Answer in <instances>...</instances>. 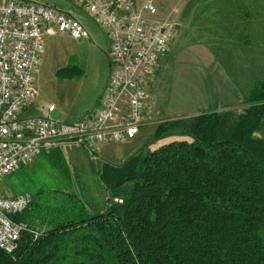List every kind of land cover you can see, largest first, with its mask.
Listing matches in <instances>:
<instances>
[{
	"label": "trees",
	"instance_id": "obj_1",
	"mask_svg": "<svg viewBox=\"0 0 264 264\" xmlns=\"http://www.w3.org/2000/svg\"><path fill=\"white\" fill-rule=\"evenodd\" d=\"M58 74L80 72L68 65ZM243 103L231 126L216 112L180 132L161 123L153 143L171 140L99 166L110 192L102 212L61 189L30 194L12 217L27 230L16 251L0 250V264H264V142L253 137L264 129L263 81ZM37 227L45 230L34 241L27 231Z\"/></svg>",
	"mask_w": 264,
	"mask_h": 264
},
{
	"label": "built area",
	"instance_id": "obj_2",
	"mask_svg": "<svg viewBox=\"0 0 264 264\" xmlns=\"http://www.w3.org/2000/svg\"><path fill=\"white\" fill-rule=\"evenodd\" d=\"M64 1L107 35V85L97 105L76 123L52 119L53 106H46L42 116H24L37 95L34 73L44 36L66 33L81 40L89 35L73 14L52 4L0 0V180L62 144L95 156L103 144L135 140L146 114L148 82L179 26L178 8L166 9L161 0ZM31 200L28 193L0 194V250L7 254L16 251L21 232L27 230L12 217L22 214ZM28 231L35 238L43 233Z\"/></svg>",
	"mask_w": 264,
	"mask_h": 264
},
{
	"label": "rangeland",
	"instance_id": "obj_3",
	"mask_svg": "<svg viewBox=\"0 0 264 264\" xmlns=\"http://www.w3.org/2000/svg\"><path fill=\"white\" fill-rule=\"evenodd\" d=\"M40 1L73 14L89 35V38L81 40H74L66 33H55L48 36L45 44V59L36 81L38 105L42 109L50 106V104L54 105L62 111L61 121L73 124L80 121L94 108L92 104L94 105L97 99L94 91L96 77L104 72L107 67H110L109 40L95 21L66 1ZM220 2L222 4V1L219 0H209L194 14L190 9L186 11L178 31L179 47L168 55L165 66H162L154 79L156 80L154 93L159 106L170 116H181L192 112L195 114L205 113V111L216 112L220 115H228V123L231 126L247 106L241 99L238 103L229 102V99L228 101H220L221 98H227L230 92L224 91V97L219 95L218 97L221 98H212L213 95L220 94V91L207 90L208 85L205 79L208 76L204 73L206 70L195 66V60L190 57L188 51V44L194 41L192 38L195 34V32L193 34L190 31L198 28V24H201V28L209 25L213 21L211 11ZM256 2L259 6V13L255 12L252 18L255 19V22H259L261 35L264 36V0ZM207 5L209 8L206 7ZM204 8L209 10L207 14H205ZM231 8L236 9V5H231ZM251 14L253 13L251 12ZM68 65L79 70L80 74L70 78L65 74L59 75L58 71L65 69ZM200 78L202 83L196 84L195 82L199 81ZM205 93L207 97L204 99ZM209 98L210 100L207 101ZM205 104H209L210 107H206ZM193 118L188 117L167 123L177 124L172 131L180 132V130L189 129ZM253 137L264 142V129L255 132ZM167 140L171 139L168 138ZM167 140L153 143L152 139L141 149L143 153L152 151ZM74 148L83 153L80 146L75 145ZM86 152L89 160L84 157L79 164L72 162V160H76L73 157L70 159V163L65 165L61 153H57L45 160L42 159L35 167H31L33 163L23 167L16 173L0 180V194L8 196H16L22 193L33 194L40 188L52 187L74 194L83 201L92 214L102 212L110 203V192L104 189L99 179L98 167L101 165L90 156V152ZM65 170H69L68 176L64 174ZM114 199L120 200L121 203L115 202ZM111 201L114 204H122V200L119 198H113ZM31 230L34 233H40L42 229L37 227ZM30 235L34 241L39 237L35 238L33 233Z\"/></svg>",
	"mask_w": 264,
	"mask_h": 264
},
{
	"label": "crops",
	"instance_id": "obj_4",
	"mask_svg": "<svg viewBox=\"0 0 264 264\" xmlns=\"http://www.w3.org/2000/svg\"><path fill=\"white\" fill-rule=\"evenodd\" d=\"M208 1L209 0H161V3L166 9L178 8L179 26L175 31L166 55L159 61L157 68L148 82L147 89L149 95L143 127L133 141L101 145L99 152L93 157L98 164L102 165L104 163H109L111 165H121L126 159L137 153L142 146L153 139L158 124L186 119L188 117H196L203 114H195V112H192L182 114L181 116H170L168 113H165L155 98L154 91H156V80L154 79L162 66H165L168 55L171 54L175 48L179 47L180 38L178 31L186 11L190 9L194 14ZM219 1H222V4L221 2L220 4H216L214 6L215 9L211 11L213 21L204 28H201V24H198V28L194 31H190V33L194 34L195 32V34L192 38L194 41L188 44V51L190 57L195 60V66L206 70L204 72L205 75L208 76V78L205 79L208 85V89H206L213 92L220 91V94L213 95L212 98H221L218 97L219 95L224 97L223 92L225 91L230 93L227 98H225L226 100L221 98L220 101H228L229 99V102L238 103L240 99L243 100V96L248 93L254 82H264V36L261 35L262 31L259 22H255V19L252 18L255 12L259 13V6L256 2L258 0ZM231 5H236V9L231 8ZM206 7L209 8V5ZM204 9L205 14H207L209 10L207 8ZM251 12L253 14H251ZM48 36L50 35L46 34L44 36V50L40 57V63L34 73L35 85H37L36 81L41 69L40 67L45 59V44ZM109 72L110 67H107L104 72L96 77L94 91L97 99L94 105L92 104L93 107L97 105L98 99L107 85ZM195 83H202L201 78ZM205 97H207L206 93L204 99ZM38 100L37 92L31 107L24 112V116L38 117L45 114V109H42L38 105ZM208 100H210V98L207 99V101ZM205 105L208 108L210 107L209 104ZM50 106L54 107V105L51 104ZM52 113H58L59 120L61 121L62 111L54 107ZM74 146V144L69 143L62 144L51 152L39 156L34 160L31 167H35L42 159L45 160L57 153H61L65 165H68L70 159H73V157H75L76 160L74 159L72 162H78L79 164L83 161L84 157H88L86 155L87 152L80 147L83 149L84 155L80 150H76Z\"/></svg>",
	"mask_w": 264,
	"mask_h": 264
},
{
	"label": "water",
	"instance_id": "obj_5",
	"mask_svg": "<svg viewBox=\"0 0 264 264\" xmlns=\"http://www.w3.org/2000/svg\"><path fill=\"white\" fill-rule=\"evenodd\" d=\"M51 118L54 120H59V114L58 113H51Z\"/></svg>",
	"mask_w": 264,
	"mask_h": 264
}]
</instances>
